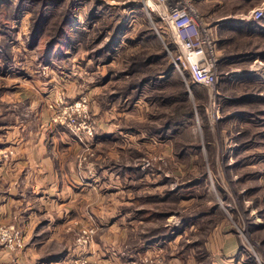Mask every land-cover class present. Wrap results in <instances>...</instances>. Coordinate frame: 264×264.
Segmentation results:
<instances>
[{
    "label": "rangeland",
    "instance_id": "374dc122",
    "mask_svg": "<svg viewBox=\"0 0 264 264\" xmlns=\"http://www.w3.org/2000/svg\"><path fill=\"white\" fill-rule=\"evenodd\" d=\"M42 1L26 2L29 8L20 13L19 18L30 10L27 34L22 35L27 45ZM193 1L208 25L207 6ZM254 1L244 4L241 15L259 19L254 12L264 11V2ZM43 2L47 18L33 46L36 59L29 64L23 45H14L20 29L13 23L10 53L15 64L8 70L12 75L28 66L33 71L22 73V80L34 74L52 80L46 106L53 125L79 142L78 163L88 166L84 173H93L92 163L91 171L105 175L107 183L96 193L105 198L103 205L118 196L120 209L129 212L115 230L105 221L86 224L69 216L63 239L43 241L44 251L67 248L73 250L72 260L102 264L91 250L96 239L112 237L113 256H121L118 264H264V85L250 82L248 89L236 87L223 98L218 97L219 81L214 91L191 85L189 72L181 73L173 58L178 46L170 26L158 12L146 9L145 0ZM61 26L55 49L40 59ZM239 37L235 40H248ZM11 75L0 81L5 85L0 92L19 84ZM83 98L87 103L72 122L68 108ZM22 104H0V122L8 129L15 119L33 121L34 112ZM107 124L112 134L96 144L97 131ZM6 130L0 127V163L16 152L2 138ZM110 184L118 187L109 191ZM43 208L40 220L49 222L47 211L53 209ZM1 225L21 232L19 245L9 248L0 239L1 247L17 251L29 246L32 236L26 228L14 222ZM120 226L123 235L116 236ZM164 233L169 236L162 238Z\"/></svg>",
    "mask_w": 264,
    "mask_h": 264
},
{
    "label": "crops",
    "instance_id": "0c3cea01",
    "mask_svg": "<svg viewBox=\"0 0 264 264\" xmlns=\"http://www.w3.org/2000/svg\"><path fill=\"white\" fill-rule=\"evenodd\" d=\"M199 1L203 6H207L204 14L208 18L211 31L217 34L221 49L219 53H222L218 97L229 96V91L236 90V87L248 89L250 82L264 85V17L248 19L241 15L246 12L244 4L249 1L253 4L254 0ZM29 14L30 10H27L14 21L20 29L17 30L14 45H23L25 57L30 64L36 59V49L23 43L25 38L22 37L27 34ZM235 36L248 40L239 42L235 40ZM26 68L28 70L24 71L17 68L16 73H12V79L19 83L17 87L0 92V104L11 106L20 102L29 105L35 114L34 124L27 119V124L15 119L14 127L8 129L10 125L0 122V127L7 126L4 137H1L5 138L8 144H14L16 151L9 162L0 163V222H14L23 226L32 237L29 246L23 250L10 251L0 246V264H67L74 255L73 250L65 248L61 252L48 254L43 249V241L58 240L60 243L63 239L62 228L69 216L78 217L86 224H93L95 220L105 221L103 224L107 228L113 227L115 230L117 222L120 220L123 223L122 219L129 212L125 211L124 214L120 209L121 200L118 196L113 197L108 205H103L105 198L96 193L103 186L102 183H107L105 175L102 171H91L92 163L89 168L93 173H84L88 166L84 168L78 163L79 142L70 133L60 132L51 121V111L46 106V94L52 80H39L35 74L32 79L22 80V73L33 71L28 66ZM9 71L11 70H7L5 75H0V81L7 79L6 76L10 77ZM102 129L98 130L94 137L96 144L97 140L108 141L109 135L112 134L109 124ZM106 187L112 191L118 186L110 184ZM46 205L53 209L47 211L51 220L41 222L40 217L47 209L43 208ZM38 223L39 226L34 228ZM43 231L45 237L41 238ZM123 232V226H120L115 235H123ZM231 241L236 240L231 237ZM112 246V237H108L104 242L96 239L91 252L93 251L102 264H118L121 256H113Z\"/></svg>",
    "mask_w": 264,
    "mask_h": 264
},
{
    "label": "built area",
    "instance_id": "2783aa9c",
    "mask_svg": "<svg viewBox=\"0 0 264 264\" xmlns=\"http://www.w3.org/2000/svg\"><path fill=\"white\" fill-rule=\"evenodd\" d=\"M145 7L149 12L159 13L171 29L174 42L178 46V53L173 55L181 73L189 72L192 80L207 85L211 91L216 90L219 81L220 54L213 32L203 21L202 16L193 0H145ZM264 14L262 8L254 12L256 18ZM87 99L69 106L72 122L76 121V112L80 114ZM15 233H13V232ZM0 239L7 247H15L21 242V232L13 226H0ZM68 264H88V259H70Z\"/></svg>",
    "mask_w": 264,
    "mask_h": 264
},
{
    "label": "trees",
    "instance_id": "16d2710c",
    "mask_svg": "<svg viewBox=\"0 0 264 264\" xmlns=\"http://www.w3.org/2000/svg\"><path fill=\"white\" fill-rule=\"evenodd\" d=\"M29 1L36 2L37 0H18L16 2L13 0H2L0 7V34L3 35V38L2 36L0 37V73L2 74L6 73L9 67L15 64V59H12L11 57L13 54L10 53L12 49V40L15 39L13 38V31L16 30L13 23L15 19L19 18L22 10L29 8L28 4H26V2L28 3ZM43 1L41 6H39V9L35 10L36 19L31 29V34L27 38L28 46L31 47L35 45L40 31L43 30V27H45L47 10L46 4ZM7 7H11V11H9ZM63 29L64 27L61 26V28L58 30V35H56L57 37L47 41L46 46L43 48V52H41L40 59H46V56H49L51 51L55 49L56 44L60 41L59 37L62 35ZM48 60H51V58H48ZM191 82V85L193 86L199 85V83L194 80ZM187 219L189 218H186V220ZM168 229H171V227ZM168 236L169 233H164L162 238H167Z\"/></svg>",
    "mask_w": 264,
    "mask_h": 264
}]
</instances>
